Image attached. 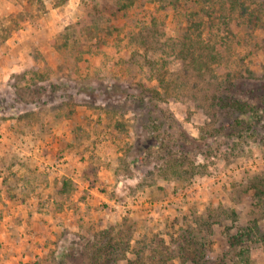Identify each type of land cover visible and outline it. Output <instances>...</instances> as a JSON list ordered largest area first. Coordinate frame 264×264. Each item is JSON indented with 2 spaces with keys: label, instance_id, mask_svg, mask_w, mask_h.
<instances>
[{
  "label": "rangeland",
  "instance_id": "obj_1",
  "mask_svg": "<svg viewBox=\"0 0 264 264\" xmlns=\"http://www.w3.org/2000/svg\"><path fill=\"white\" fill-rule=\"evenodd\" d=\"M17 14L21 24L4 40ZM29 27L49 46L26 49L15 67ZM263 80L264 0H0V264H131L136 240L160 237L174 252L182 244L174 263L255 264L264 251ZM32 82L61 89L8 108L14 86ZM220 95L252 112L222 108ZM149 110L157 125L169 115L166 136L186 137L171 138V148L194 159L193 172L157 175L163 146L134 155ZM212 117L224 128L201 138ZM158 126L151 134L167 124ZM141 193L168 199V209L109 215L112 200ZM88 196L97 200L87 209ZM6 199L31 202L42 227L21 232L20 214L9 225L15 206ZM99 247L111 251L96 258Z\"/></svg>",
  "mask_w": 264,
  "mask_h": 264
},
{
  "label": "trees",
  "instance_id": "obj_2",
  "mask_svg": "<svg viewBox=\"0 0 264 264\" xmlns=\"http://www.w3.org/2000/svg\"><path fill=\"white\" fill-rule=\"evenodd\" d=\"M8 20H10V23L7 24V26L5 25L4 31H3V39L6 40L11 33L13 32V30H15L16 28L19 27V25L21 24V20H20V14L17 15H9L8 16ZM13 23V24H12ZM11 24V25H10ZM17 74H14V76H16ZM9 85H12L11 83H8ZM13 87V85H12ZM46 87V86H45ZM44 86H37V84L34 83L33 86V82L32 85H27L25 87H17L14 86L13 88V94L15 95L14 97V102H8V108H12L15 107V103L17 101H22L24 103L27 104V102L30 101L31 104L35 103H39V101L41 100L42 96L45 95L46 98L51 99L52 97H56L55 91L56 89H61L60 85L58 86H54L53 84H49V88H48V92H44V90L46 89ZM77 87V86H75ZM53 88V89H51ZM55 89V90H54ZM77 89V88H75ZM79 91H77V93L80 94H88L91 95L93 89L91 90H87L84 89L83 87H78ZM260 90L261 92L264 94V80L260 83ZM83 91V92H82ZM93 95V94H92ZM140 98V102H139V107L141 108L143 106V98L142 96H139ZM213 100H215V104L221 105L222 108L224 109H229L231 111L234 112H238L240 115H244L247 114L248 112H252L253 107L250 106V104H248L247 102H243L237 99H233V98H227L226 95L224 96H213ZM46 100L43 101V103H45ZM25 104V105H26ZM3 107V106H2ZM139 108V109H140ZM1 110V108H0ZM143 115H147V117H144L143 119H141V131H142V135L145 137L143 140H139L137 138L135 146L137 145V151L135 152L134 155H143V154H148L151 152V147L152 145H157L159 147L163 146L165 148H167V152L162 155L160 158H158L157 160V165H156V171L155 173L161 177H169L170 175L168 173H171L172 175H176V173L178 175H180L179 171L181 170V168L185 165L190 166L191 171L193 172L195 170V165L193 164V158L190 157L188 155L187 152H180V151H175L171 148V146H177L176 142H172L171 138H173L176 141L181 140V137H174V135H172V133H168V135L166 136V132L168 127H172V123L170 122L171 119L169 117L168 114H163V119L160 122L161 124L166 123L167 127L164 128L162 131L160 130V134H151V132H153L152 129H160V127L158 125H161L158 123L155 124L156 120L152 119L153 117L150 116V110L148 112H141ZM141 114V115H142ZM140 116V114H139ZM22 116H19V118ZM146 118V119H145ZM1 119H5V117L3 116ZM145 119V120H144ZM152 119V120H151ZM168 119L170 121H168ZM240 119V118H238ZM236 118V122L239 124L240 120H238ZM215 121V118L212 117L211 120L206 124V126L202 129L201 131V138H212L215 137L216 135H218L221 131L222 128H224V124H220L219 127H212L211 124L213 125ZM177 124V121L175 122ZM254 130L253 125H248L247 131L251 132ZM200 138V139H201ZM198 139V141L200 140ZM183 141L186 140V137H184V139H182ZM152 141V142H151ZM197 146H200L199 144ZM154 171V170H153ZM151 172V171H150ZM198 222V221H197ZM199 223V222H198ZM203 223L202 220L199 224ZM191 231V230H190ZM185 233L183 235L186 236V239H188V236H190V234L192 235V231L191 233H186L185 231L183 232ZM137 241V245L135 250L133 251L135 254V258L131 261V264H144L146 260L151 259L153 262H157V264H185V262L183 260H180L178 263H174L173 260L175 257H177L178 255L182 257L183 250H182V244L179 245L178 250H176V254L173 250H171L166 244L163 238H154L151 241H146V240H141V241ZM154 243H158L159 246H161V248H164L165 252L162 251V249H158L154 246ZM106 245V244H104ZM99 248L95 249L96 250V258H98V255H104L105 253H107V250L104 251H98ZM146 249H149V251H147ZM111 250H108V252ZM174 252V253H173ZM165 253V254H164ZM178 254V255H177ZM204 255V254H203ZM202 255V256H203ZM241 260V262H244L245 256H238ZM180 259V258H179ZM243 259V260H242Z\"/></svg>",
  "mask_w": 264,
  "mask_h": 264
},
{
  "label": "crops",
  "instance_id": "obj_3",
  "mask_svg": "<svg viewBox=\"0 0 264 264\" xmlns=\"http://www.w3.org/2000/svg\"><path fill=\"white\" fill-rule=\"evenodd\" d=\"M32 28V27H31ZM30 27L29 28H27V29H25L23 32V35L22 36H24V37H26V35L27 34H29V36L31 37V39H28V38H26V39H24V38H22L21 37V42L23 41L24 42V45L22 46L21 44H19V43H16V45L14 46V50L17 48V50L18 49H20V48H22L23 49V52L21 53V55L19 56V57H17L16 56V58H15V55H14V53L17 51V50H15V51H13L14 53H12L11 55H12V57L13 58H15V63L17 64L18 63V65H15V67H23V62H20L21 61V58H23V56L24 55H26L28 52H25L26 51V49H27V51H30V49H31V47L32 46H34V45H38L39 47H45V46H49L48 44L50 43V40H45L44 42H40V41H38V40H35V38L33 37V29H31ZM10 55V56H11ZM9 56V57H10ZM8 133H11V132H7L6 134H8ZM63 135V134H62ZM3 140H4V142H8L10 139L9 138H7V137H4L3 138ZM3 143V142H2ZM65 158H67L66 156L64 157V159ZM41 160H39V161H42V162H44L43 160H42V158H40ZM41 163V162H40ZM83 186H85V187H87V184H86V182L84 181L83 183ZM91 189V191L92 192H94V193H96L97 195H99L100 197H105V194L102 192V191H100V190H98L97 188H90ZM86 200H89L88 202L86 201ZM86 200H84V201H80L82 204H83V206H85L87 209H88V205L89 204H95L96 203V200H97V198H91V196H88V199H86ZM112 200V199H111ZM6 202H11V204H13L15 207H12V214H11V216H9V217H11V218H8V220L7 221H9L10 220V223H9V225H11L12 224V220H13V217H16V215L17 214H20V216L22 217L21 219H20V225L18 226L19 227V229H21V232H25L26 233V230L28 229V230H30V231H32L31 229H30V225L31 226H33V227H35V228H38V227H42L41 226V222H40V216H36L38 213H36V211H33V209H32V206H31V202H26V203H23V202H13V201H10L9 199H6L5 200ZM112 202V204H113V206L115 207V210L113 211V212H109L110 214L109 215H113V218H114V216L115 217H118L119 215H120V213H122V208H121V206H120V203L119 202H117V201H115V200H112L111 201ZM34 204V203H33ZM13 205H11V206H13ZM10 207V206H9ZM11 208V207H10ZM32 209V210H31ZM15 211V212H14ZM30 211V212H29ZM100 210L98 209V212H99ZM101 212V211H100ZM102 216V213H99V214H97V216ZM98 216V217H99ZM17 218V217H16ZM69 218H71V217H69ZM83 218L85 219V220H88L89 219V217L87 216V215H85V214H83ZM18 219V218H17ZM72 219V218H71ZM107 219V216L105 217V220ZM4 233H6V234H8L9 235V233L11 234V232L10 231H8V230H5L4 231ZM24 233V234H25ZM20 236H22V235H20ZM25 236H26V234H25ZM18 236L17 235H14V237L13 238H17ZM38 238V237H37ZM260 256L262 257V256H264V251L263 250H261L260 252L259 251H255L254 253H253V260L255 261V264H264V259H263V262H260ZM1 261V260H0ZM4 263H6V261L4 262Z\"/></svg>",
  "mask_w": 264,
  "mask_h": 264
},
{
  "label": "built area",
  "instance_id": "obj_4",
  "mask_svg": "<svg viewBox=\"0 0 264 264\" xmlns=\"http://www.w3.org/2000/svg\"><path fill=\"white\" fill-rule=\"evenodd\" d=\"M122 208V212L128 213L130 210H138L143 209L147 213L155 212V211H166L169 207L168 199H154L148 195L138 194L132 199H128L123 203H120Z\"/></svg>",
  "mask_w": 264,
  "mask_h": 264
}]
</instances>
